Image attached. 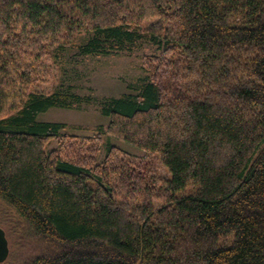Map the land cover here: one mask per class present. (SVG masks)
I'll return each instance as SVG.
<instances>
[{
    "label": "trees",
    "instance_id": "16d2710c",
    "mask_svg": "<svg viewBox=\"0 0 264 264\" xmlns=\"http://www.w3.org/2000/svg\"><path fill=\"white\" fill-rule=\"evenodd\" d=\"M146 45L120 96L47 85L68 49ZM90 105V135L39 119ZM103 134L171 177L99 159ZM0 199L22 241L0 264H264V0H0Z\"/></svg>",
    "mask_w": 264,
    "mask_h": 264
},
{
    "label": "rangeland",
    "instance_id": "374dc122",
    "mask_svg": "<svg viewBox=\"0 0 264 264\" xmlns=\"http://www.w3.org/2000/svg\"><path fill=\"white\" fill-rule=\"evenodd\" d=\"M82 38L78 45L83 44ZM87 40V39H86ZM77 47L63 52L59 62L53 63L50 72L53 78L47 84L48 87L57 86L59 82L66 81L77 86L76 91L83 95L98 96H120L129 92L128 83L134 82L141 74V57L145 53L157 52L155 48L147 45L133 54L118 53L108 56L83 57L79 54ZM40 120L59 121L78 125L79 130H74L76 135H90L92 130L109 123V119L100 114L94 105L80 109L51 108L40 114ZM100 147L99 159L104 158L109 146H116L126 156H130L137 163L151 164L158 169L161 175L171 177L169 170L161 163L157 154L135 148L122 140L103 134ZM55 145V144H54ZM17 213L0 199V227L6 231L9 241V257L13 258L22 252L19 241ZM18 242H20L18 244ZM8 257V258H9Z\"/></svg>",
    "mask_w": 264,
    "mask_h": 264
},
{
    "label": "water",
    "instance_id": "95a60500",
    "mask_svg": "<svg viewBox=\"0 0 264 264\" xmlns=\"http://www.w3.org/2000/svg\"><path fill=\"white\" fill-rule=\"evenodd\" d=\"M10 247L6 231L0 227V263L6 261L9 257Z\"/></svg>",
    "mask_w": 264,
    "mask_h": 264
}]
</instances>
